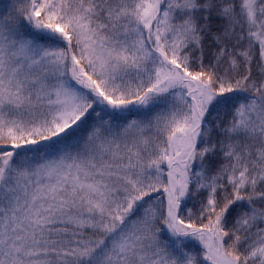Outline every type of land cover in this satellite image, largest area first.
<instances>
[{
    "label": "snow or ice",
    "instance_id": "obj_1",
    "mask_svg": "<svg viewBox=\"0 0 264 264\" xmlns=\"http://www.w3.org/2000/svg\"><path fill=\"white\" fill-rule=\"evenodd\" d=\"M0 264H264V0H0Z\"/></svg>",
    "mask_w": 264,
    "mask_h": 264
}]
</instances>
